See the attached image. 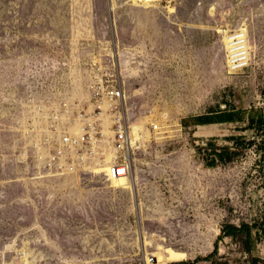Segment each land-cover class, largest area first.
Segmentation results:
<instances>
[{
    "label": "rangeland",
    "instance_id": "rangeland-1",
    "mask_svg": "<svg viewBox=\"0 0 264 264\" xmlns=\"http://www.w3.org/2000/svg\"><path fill=\"white\" fill-rule=\"evenodd\" d=\"M135 1L0 0V264H264V0ZM106 81L138 120L133 190L59 152Z\"/></svg>",
    "mask_w": 264,
    "mask_h": 264
},
{
    "label": "built area",
    "instance_id": "built-area-1",
    "mask_svg": "<svg viewBox=\"0 0 264 264\" xmlns=\"http://www.w3.org/2000/svg\"><path fill=\"white\" fill-rule=\"evenodd\" d=\"M115 73H113L114 75ZM92 100L96 103L97 109L100 110L99 115L94 116L85 115V125L80 136L64 135L61 140L59 152H75L78 149H85V155L79 159L87 158L93 162H102L104 157H101L102 149L100 144L105 139L103 132H99L97 123L102 122L101 114L103 112L101 105L106 102L109 105V113L111 114L113 131L112 144L117 149V157L107 174V178L127 176L131 171V152L138 150L139 147L132 146V130L129 121L125 116L124 103L126 96L122 88L117 85H112L109 81L96 84L92 88ZM147 129L150 139H155L165 131L162 123L151 122ZM141 135V134H140ZM142 140V139H140ZM139 146V140H136ZM136 147V148H135ZM135 148V149H134ZM74 156V154H73Z\"/></svg>",
    "mask_w": 264,
    "mask_h": 264
},
{
    "label": "bare ground",
    "instance_id": "bare-ground-1",
    "mask_svg": "<svg viewBox=\"0 0 264 264\" xmlns=\"http://www.w3.org/2000/svg\"><path fill=\"white\" fill-rule=\"evenodd\" d=\"M159 1H161V0H138V2L143 4V7H145V8H150L152 6L159 5L158 4ZM132 2L134 4H136L135 0H132ZM223 34H224L225 46L228 48L229 52H232L233 48H231V47L233 44H236V43H233V40L238 35L235 34L233 36H229L227 33H224V32H223ZM114 59L118 62V64H119L118 66L121 67V68H119L120 69L119 71H120L121 76L124 77L125 71H123V69H122L123 66L121 65L120 59L118 57L117 58L114 57ZM233 63H234V60L229 61V64H231V69L235 70V69L240 67V65L236 66V65H233ZM124 105H125V103H124ZM101 108L103 110V112L101 114L102 126H103L102 132H103V135L105 136V139L102 140V144H100V146L102 147V154L104 156V161H103V163L102 162L101 163L100 162H94L93 165L89 167V170H91L93 173L100 174V175L104 176L106 178V181L111 182L116 188L133 190L134 179L129 177L132 174V170L128 173L127 176H123V177L111 176V177L107 178V174L111 171V168H112V166L115 162V159L117 157V149L113 145L112 146L110 145V143L112 142V138H113V131L110 127V125H112V119H111V114L108 111L109 105L106 102H104L101 105ZM92 109H93V106L89 105V110H92ZM125 116L131 125L132 146L138 147V144L137 143H136L137 145L135 144V136L137 135V133L133 132V125L137 124L138 120L135 121L134 123H131L130 122L131 116H130L129 111H127V112L125 111ZM162 125H163V123H162ZM83 126H84V124L81 120H75L73 122H68L69 132H70V134H73L74 136H80V134L83 132ZM143 127H144V129H143L144 134H148L147 129L145 128L144 124H143ZM162 128L165 129V131L161 132L160 136L164 135V133L167 132L166 127H162ZM147 136L149 137V135H147ZM141 144H143V143L139 142V145H141Z\"/></svg>",
    "mask_w": 264,
    "mask_h": 264
},
{
    "label": "trees",
    "instance_id": "trees-1",
    "mask_svg": "<svg viewBox=\"0 0 264 264\" xmlns=\"http://www.w3.org/2000/svg\"><path fill=\"white\" fill-rule=\"evenodd\" d=\"M215 144H211V147H214ZM222 152H218L216 148H213L212 154L214 158L210 161L211 165H215L217 162H227L231 160L232 155L235 154L234 152H230V150L226 147H222ZM221 238L230 237L235 239L238 237L239 234L245 233L246 234V249L250 250V238H251V226L249 224H243L241 227H238L234 224L227 223L223 226L221 230Z\"/></svg>",
    "mask_w": 264,
    "mask_h": 264
}]
</instances>
